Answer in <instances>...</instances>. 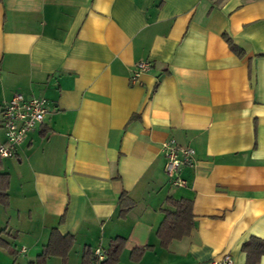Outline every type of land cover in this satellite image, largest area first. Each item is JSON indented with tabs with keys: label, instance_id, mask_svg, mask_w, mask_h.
<instances>
[{
	"label": "crops",
	"instance_id": "1",
	"mask_svg": "<svg viewBox=\"0 0 264 264\" xmlns=\"http://www.w3.org/2000/svg\"><path fill=\"white\" fill-rule=\"evenodd\" d=\"M14 93L46 113L0 162V264L35 262L52 229L73 242L43 264L115 237L114 264H246L243 243L264 240V0H0V111ZM171 139L195 151L185 186L163 170ZM168 197L193 226L162 247Z\"/></svg>",
	"mask_w": 264,
	"mask_h": 264
},
{
	"label": "trees",
	"instance_id": "2",
	"mask_svg": "<svg viewBox=\"0 0 264 264\" xmlns=\"http://www.w3.org/2000/svg\"><path fill=\"white\" fill-rule=\"evenodd\" d=\"M224 39L230 49L237 55H242V50L233 45L227 35ZM8 174L0 172V206L8 205ZM167 207L162 209L164 217L156 229V236L159 244L166 247L170 241L188 236L193 226V215L191 201L187 199L166 198ZM119 211L124 213L132 205V201L126 195H120L118 199ZM2 230L0 229V233ZM73 242L70 235H60L56 229H52L47 243L43 246L42 252L35 262L29 264H43L49 256H60L63 260ZM0 245L5 246L4 241L0 239ZM124 245V238L115 237L110 240L109 246L105 249L106 258L100 264H114ZM148 247L138 248L134 251L137 255ZM242 249L246 254V264H259V259L264 256V240L252 237L243 243ZM92 249H86L82 256V264H93Z\"/></svg>",
	"mask_w": 264,
	"mask_h": 264
},
{
	"label": "built area",
	"instance_id": "3",
	"mask_svg": "<svg viewBox=\"0 0 264 264\" xmlns=\"http://www.w3.org/2000/svg\"><path fill=\"white\" fill-rule=\"evenodd\" d=\"M150 66L147 60L136 63L131 79L136 81L138 76L147 71ZM45 103V99L41 96L26 99L21 93H14L2 106L0 113L4 140L0 142V162L5 158L13 157L28 133L42 123L46 113ZM161 151L165 159L163 170L170 184L185 186V180L179 176V169L182 165L192 164L194 149L171 139L162 143ZM92 253L95 259L93 264H100L106 258L103 248L96 247ZM214 264H232V258L229 254H224L214 261Z\"/></svg>",
	"mask_w": 264,
	"mask_h": 264
}]
</instances>
